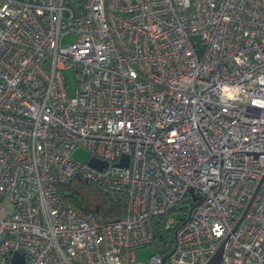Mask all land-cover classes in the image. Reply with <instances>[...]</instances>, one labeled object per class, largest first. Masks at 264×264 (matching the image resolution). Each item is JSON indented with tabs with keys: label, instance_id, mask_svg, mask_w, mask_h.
<instances>
[{
	"label": "built area",
	"instance_id": "1",
	"mask_svg": "<svg viewBox=\"0 0 264 264\" xmlns=\"http://www.w3.org/2000/svg\"><path fill=\"white\" fill-rule=\"evenodd\" d=\"M158 230L148 264H264V0H0V264H137Z\"/></svg>",
	"mask_w": 264,
	"mask_h": 264
},
{
	"label": "trees",
	"instance_id": "2",
	"mask_svg": "<svg viewBox=\"0 0 264 264\" xmlns=\"http://www.w3.org/2000/svg\"><path fill=\"white\" fill-rule=\"evenodd\" d=\"M58 192L64 201L92 214L99 222H110L122 218L129 202L127 193L107 190L81 176H75L69 181L60 183ZM180 210L184 215H189V207L184 206ZM173 238V233L158 230L156 240L152 243L155 253H161L167 260L173 248Z\"/></svg>",
	"mask_w": 264,
	"mask_h": 264
},
{
	"label": "rangeland",
	"instance_id": "3",
	"mask_svg": "<svg viewBox=\"0 0 264 264\" xmlns=\"http://www.w3.org/2000/svg\"><path fill=\"white\" fill-rule=\"evenodd\" d=\"M69 39L70 38L68 36H65L63 38V43L69 42ZM67 77H68V82H69V88L73 92L76 86V83H75L74 73L72 70L67 71ZM72 154L74 158H76L78 161H81V162H87L92 156L91 153L83 147H77L73 151ZM178 214L183 215V212L179 211ZM154 252L155 251L152 245H146V246L135 248L134 256H135L136 263L137 264H148L150 260V256L154 254Z\"/></svg>",
	"mask_w": 264,
	"mask_h": 264
},
{
	"label": "water",
	"instance_id": "4",
	"mask_svg": "<svg viewBox=\"0 0 264 264\" xmlns=\"http://www.w3.org/2000/svg\"><path fill=\"white\" fill-rule=\"evenodd\" d=\"M126 160H128V156H124ZM91 166L102 168L106 166V162H103L97 158H92L89 162ZM128 163L126 162V165ZM224 244L218 249V251L212 256L210 261L207 264H220L222 253H223ZM12 264H25V256L23 253L15 252L12 257Z\"/></svg>",
	"mask_w": 264,
	"mask_h": 264
}]
</instances>
